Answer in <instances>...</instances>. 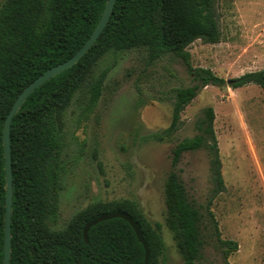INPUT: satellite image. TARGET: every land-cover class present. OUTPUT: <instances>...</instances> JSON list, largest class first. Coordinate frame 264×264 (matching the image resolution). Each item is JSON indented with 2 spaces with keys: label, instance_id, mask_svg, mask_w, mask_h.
<instances>
[{
  "label": "trees",
  "instance_id": "1",
  "mask_svg": "<svg viewBox=\"0 0 264 264\" xmlns=\"http://www.w3.org/2000/svg\"><path fill=\"white\" fill-rule=\"evenodd\" d=\"M108 0H2L0 4V264L4 258L6 172L5 119L19 94L47 69L70 59L89 39ZM218 0H117L112 16L90 50L71 68L38 87L15 115L11 126L13 213L11 264H144L145 248L123 218L99 222L84 237L86 224L102 214L125 212L140 226L149 247L148 264H162L166 252L161 225H153L132 200L97 202L76 213L63 227L60 217L68 117L80 124L96 110L110 69L101 61L110 53L148 50L153 63L176 55L186 64L193 84L175 91L171 126L153 134L170 139L186 107L207 86L226 80L210 68L194 67L188 47L196 40L221 41ZM255 84L264 89V68L230 82L233 88ZM212 106L195 122L197 134L176 143L165 181V222L183 264H200L211 247L218 264H230L239 243L222 236L212 205L226 190ZM205 150L209 158V196L195 199L179 165L188 152Z\"/></svg>",
  "mask_w": 264,
  "mask_h": 264
},
{
  "label": "rangeland",
  "instance_id": "2",
  "mask_svg": "<svg viewBox=\"0 0 264 264\" xmlns=\"http://www.w3.org/2000/svg\"><path fill=\"white\" fill-rule=\"evenodd\" d=\"M216 7L221 41L199 39L188 50L194 67L210 68L226 84L205 87L170 139L152 136L172 125L175 91L193 84L184 61L171 54L150 63L146 48L110 53L101 61L110 71L99 105L80 124L76 115L66 120L68 137L77 139L68 138L64 153L68 170L56 227L91 204L132 200L153 225H161L167 247L162 264H183L165 222V181L172 149L197 134V118L212 106L226 184L212 210L222 236L239 243L230 264H264V89L229 82L264 68V0H218ZM179 169L190 194L205 202L212 187L207 152L186 153ZM219 262L208 247L200 264Z\"/></svg>",
  "mask_w": 264,
  "mask_h": 264
},
{
  "label": "water",
  "instance_id": "3",
  "mask_svg": "<svg viewBox=\"0 0 264 264\" xmlns=\"http://www.w3.org/2000/svg\"><path fill=\"white\" fill-rule=\"evenodd\" d=\"M117 0H108L102 16L95 27L93 33L84 45L68 60L47 69L43 74L38 76L31 82L17 97L10 112L8 113L3 128V145L5 154V172H6V209H5V240H4V258L3 264H11L12 257V213H13V197H14V183H13V160H12V142H11V126L15 115L19 112L27 98L41 85L50 80L51 78L59 75L65 70L71 68L78 63L81 58L90 50V48L97 42L101 33L107 26ZM231 82V81H229ZM112 218H123L128 221L134 228L139 241L145 248V262L149 261V247L139 224L125 212H113L110 214H102L96 219L88 222L84 228V237L88 241V232L92 226L104 220Z\"/></svg>",
  "mask_w": 264,
  "mask_h": 264
}]
</instances>
